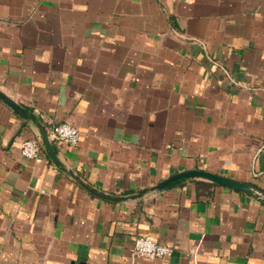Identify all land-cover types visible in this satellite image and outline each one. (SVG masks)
<instances>
[{"label": "crops", "instance_id": "1", "mask_svg": "<svg viewBox=\"0 0 264 264\" xmlns=\"http://www.w3.org/2000/svg\"><path fill=\"white\" fill-rule=\"evenodd\" d=\"M0 90V264H264V196L157 187L264 188V0H0Z\"/></svg>", "mask_w": 264, "mask_h": 264}, {"label": "built area", "instance_id": "2", "mask_svg": "<svg viewBox=\"0 0 264 264\" xmlns=\"http://www.w3.org/2000/svg\"><path fill=\"white\" fill-rule=\"evenodd\" d=\"M51 133L55 138L63 140L75 146L80 139L79 128L71 122L62 121L52 126ZM39 140L35 137L25 138L21 143V152L29 157L39 153ZM174 251V246L153 240L149 235L140 234L134 244V253L150 259L170 256Z\"/></svg>", "mask_w": 264, "mask_h": 264}, {"label": "water", "instance_id": "3", "mask_svg": "<svg viewBox=\"0 0 264 264\" xmlns=\"http://www.w3.org/2000/svg\"><path fill=\"white\" fill-rule=\"evenodd\" d=\"M0 97L4 101H6L9 105H11L15 110L20 112L22 115H25V116L27 115V113L25 112V109L19 103H17L14 99L6 95L1 90H0ZM44 140H45L46 147L48 148V153L56 162H58L59 160L57 158V155L53 147L50 144V140L46 132H44ZM187 177H200V178L208 179V180L218 182V183H221L227 186H231V187H234L240 190H244L252 194L264 196V188L258 187L254 184H251L245 181L231 178L223 174L211 172L206 169H201V168H192V169L175 172L172 175L165 178L164 180H162L161 182H159L157 184V187H164L172 182L178 181L181 178H187ZM90 190L92 192L98 193L107 198H112V199H117V200L125 198V196L114 197L104 192H99L96 188H90Z\"/></svg>", "mask_w": 264, "mask_h": 264}, {"label": "trees", "instance_id": "4", "mask_svg": "<svg viewBox=\"0 0 264 264\" xmlns=\"http://www.w3.org/2000/svg\"><path fill=\"white\" fill-rule=\"evenodd\" d=\"M180 180H183V178H182V179H180Z\"/></svg>", "mask_w": 264, "mask_h": 264}]
</instances>
